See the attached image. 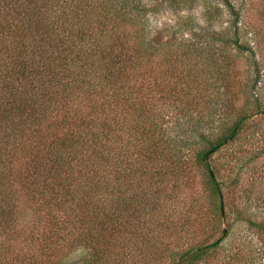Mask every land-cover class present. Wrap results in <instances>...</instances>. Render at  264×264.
I'll return each instance as SVG.
<instances>
[{"label": "trees", "instance_id": "1", "mask_svg": "<svg viewBox=\"0 0 264 264\" xmlns=\"http://www.w3.org/2000/svg\"><path fill=\"white\" fill-rule=\"evenodd\" d=\"M196 1L0 0V264H264V172L232 183L257 240L224 246L209 163L264 113L261 72L234 3L204 0L202 23Z\"/></svg>", "mask_w": 264, "mask_h": 264}, {"label": "rangeland", "instance_id": "2", "mask_svg": "<svg viewBox=\"0 0 264 264\" xmlns=\"http://www.w3.org/2000/svg\"><path fill=\"white\" fill-rule=\"evenodd\" d=\"M234 5L241 11L242 17L240 20V30L241 37L244 43L249 44L256 54V60L258 62V67L261 72V78L258 83V86L253 90L255 96L259 97L264 107V0H231ZM221 7H226L223 2L217 1ZM205 9V1L198 0L195 2L191 13L200 21L204 22L203 12ZM225 19L223 23L226 24L228 19L227 8H224ZM183 15L189 14L190 11L183 9L179 10ZM153 27L162 28L168 24L177 23L178 16L177 12L172 9L170 6L165 5L163 10L158 13H154L150 16ZM243 59V66L247 68L248 72L243 71V76L241 78H251L256 74L255 67L250 60V53L246 52L245 54L239 55ZM217 123L213 125V129L205 125L206 130H214L216 133L219 131L218 124L223 120L216 119ZM172 133L175 134V123L171 125ZM264 146V113L255 114L253 118L249 121V127L241 134L239 138H236L233 141L222 146L219 150L213 152L210 155L209 163L216 170V176L218 181L223 182L221 187L223 201L225 204V218L222 224H220L215 237H221L222 244L224 246H229L232 240L235 238V235H238L239 238L243 236H248L257 240V235L254 231L248 229L246 223H240L235 220V213L233 210V201L236 199V188L232 184L233 180L237 173L242 171V174L249 179L254 176L257 180H263L262 176H259L258 173H254L252 170L253 164L257 166L264 172V153L261 152V147ZM255 157L254 162H249L252 157ZM254 177V178H255ZM199 180V179H198ZM200 182V180H199ZM264 185V183H261ZM238 198V197H237ZM252 205L251 210L259 213H264V204L261 201H257ZM232 223L233 227L231 228V235L223 236L224 229H227L228 233V224ZM226 233V234H227ZM180 249V248H179ZM81 252H75L68 256L60 264H83V258ZM207 264V263H202Z\"/></svg>", "mask_w": 264, "mask_h": 264}, {"label": "water", "instance_id": "3", "mask_svg": "<svg viewBox=\"0 0 264 264\" xmlns=\"http://www.w3.org/2000/svg\"><path fill=\"white\" fill-rule=\"evenodd\" d=\"M207 157H209V154ZM222 199H223V197H222ZM226 233H227V229H224V235H226Z\"/></svg>", "mask_w": 264, "mask_h": 264}]
</instances>
